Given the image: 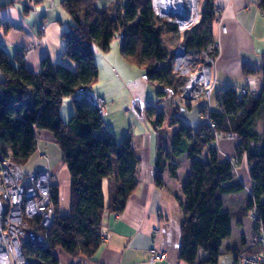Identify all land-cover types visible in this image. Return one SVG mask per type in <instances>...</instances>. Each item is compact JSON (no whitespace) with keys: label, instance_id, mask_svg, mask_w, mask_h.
I'll return each mask as SVG.
<instances>
[{"label":"trees","instance_id":"16d2710c","mask_svg":"<svg viewBox=\"0 0 264 264\" xmlns=\"http://www.w3.org/2000/svg\"><path fill=\"white\" fill-rule=\"evenodd\" d=\"M61 3L71 19L62 33V55L71 66L46 56L38 71H30L22 57L15 56L12 61L0 46V161L10 158L21 166L36 149L38 132L46 130L60 148L70 177V211L58 212V188L52 185L50 197L55 216L46 232L45 245L34 241L23 245L28 264H58L55 249L73 259H91L103 241L105 209L120 213L137 184L138 158L130 135L117 140L112 133L103 132V115L86 98L72 102L74 110L68 120L61 116L65 99L96 81L95 49L108 51L121 33L122 57L139 67L142 75L156 84L159 94L162 87L177 93L180 81L161 39L175 34L177 26L155 15L151 0H116L106 7H98L94 0ZM261 7L264 9V1ZM214 19V5L206 0L198 22L184 34L182 44L186 51L199 53L210 47V56H215ZM247 71L263 78L258 95L248 90L240 94L238 89L226 87L216 95V108L208 111L209 123L203 120L193 129L178 119L174 121L177 128L171 137L170 154H186L192 159L190 174L182 186L179 249V257L188 264H216L221 241L231 232V215L223 209L222 196L243 189L236 179L234 163L221 160L217 149L210 147L214 131L237 135L236 159L245 156L252 181L248 209L254 208L256 227H264V57L256 70L244 68ZM150 110L153 113L155 108L149 107ZM163 119L159 112L155 123H162ZM203 152L205 160L200 158ZM168 155L161 151L158 159ZM170 172L175 175V167ZM155 180L160 183L158 173ZM200 250L207 253L201 261Z\"/></svg>","mask_w":264,"mask_h":264},{"label":"crops","instance_id":"0c3cea01","mask_svg":"<svg viewBox=\"0 0 264 264\" xmlns=\"http://www.w3.org/2000/svg\"><path fill=\"white\" fill-rule=\"evenodd\" d=\"M62 0H0V46L10 60L15 56L24 59L30 71H38L43 57L53 62L71 66L62 54V33L71 23L62 6ZM98 7L112 5L116 0H94ZM264 0H211L216 8L212 34L216 42L215 56L210 63L212 109L216 108L219 90L234 87L240 91L258 95L263 87L261 74L254 71L264 57V16L261 7ZM44 24V31L40 25ZM169 51L177 42V34L162 36ZM121 42L115 38L108 51L95 52L98 68L96 81L87 90L105 101L103 132L112 133L117 140L130 135L138 158L137 184L124 209L113 213L105 209L101 232L103 241L91 259H73L61 249H55L58 264H188L179 257L181 224L183 221L182 186L191 171V161L186 154L172 156L170 141L177 128L176 119L196 128L205 119L200 115L204 105L202 98L183 99L176 95L164 100L158 88L150 80H142L143 71L131 65L118 54ZM173 47V46H172ZM128 92L121 102L119 93ZM68 102L70 99H65ZM157 103V105H155ZM149 107H154L148 111ZM73 106L63 111L66 121L73 113ZM163 113V122L155 123L157 114ZM261 131L260 124L258 125ZM36 149L21 165L25 172L45 169L52 175V185L58 188L57 210L61 214L70 211V177L61 160V151L46 130L38 132ZM217 152L221 160L236 158L238 140L219 139ZM169 154L164 158L160 153ZM206 159V153L200 156ZM164 163V164H163ZM175 167V175L170 168ZM236 179L243 184L238 192L222 196L223 209L231 215V232L222 239L216 264H236L248 254L260 252L263 247L255 239V223L248 209L249 177L245 156L234 161ZM160 183H156V174ZM107 192V182H103ZM109 203L105 198V206ZM152 253L163 257L150 262ZM207 253L198 252V260ZM207 264V263H202Z\"/></svg>","mask_w":264,"mask_h":264},{"label":"built area","instance_id":"2783aa9c","mask_svg":"<svg viewBox=\"0 0 264 264\" xmlns=\"http://www.w3.org/2000/svg\"><path fill=\"white\" fill-rule=\"evenodd\" d=\"M152 1L155 14L158 17L165 15L156 7L155 0ZM214 10L216 11L215 6ZM262 14L264 16V9ZM168 16L171 17H166V19L177 26L178 32L181 33V39L184 37V32L195 25L199 19L196 7L195 11L191 12L185 1L183 5H180L177 14ZM39 28L44 31L45 25L41 24ZM117 38L121 42L122 34L118 33ZM213 46L216 47V42ZM209 50L210 47L199 53L188 52L180 42L170 51L173 71L177 72L179 76L186 75L188 77L187 80L185 78L186 81L184 80L180 89L182 98L197 99L203 90L206 94L211 91L213 83L210 63L213 59ZM194 64L196 69H193L194 73L189 75V67ZM142 78L147 80L146 75H142ZM166 90L171 92L168 88ZM241 93L244 94L245 89ZM80 98L88 99L102 113L104 103L102 97L90 93L86 88L77 90L69 97L74 101ZM203 118L209 123L205 113ZM220 137L237 140V135L233 132L214 131V139L210 143L211 148L217 149ZM52 182V175L45 169L25 172L10 158H3L0 161V264H28L23 252V245L29 241L46 244V232L55 216V208L50 197ZM251 214L254 218V208L251 210ZM259 227L255 239L263 249L240 258L236 264H264V227L262 225ZM162 257V253H152L150 262Z\"/></svg>","mask_w":264,"mask_h":264},{"label":"rangeland","instance_id":"374dc122","mask_svg":"<svg viewBox=\"0 0 264 264\" xmlns=\"http://www.w3.org/2000/svg\"><path fill=\"white\" fill-rule=\"evenodd\" d=\"M197 1V3H196V10H197V12L198 13H200V11L202 10V8H203V6H204V0H196ZM151 4H152V10H153V12H154V5H153V1L151 0ZM156 8V7H155ZM215 11V10H214ZM154 14H155V12H154ZM156 15V14H155ZM160 17L161 18H166V17H171V16H168V15H160ZM194 26V25H193ZM175 34H177V42L175 43V44H171V46H170V49H169V51H171L174 47H176L177 45H179V43L181 42H183V39H184V37L181 39L180 38V36H181V33L180 32H178V30H177V32L175 33ZM184 34H185V32H184ZM116 38H117V36H116ZM118 39V38H117ZM173 46V47H172ZM168 51V52H169ZM118 54L119 55H121V53H120V51H118ZM122 56V55H121ZM123 58V57H122ZM126 61V60H125ZM127 62V61H126ZM128 63V62H127ZM130 64V63H129ZM193 69H196V65L194 64V65H192V66H190L189 67V75L192 73H194V70ZM175 72V71H174ZM177 73V72H176ZM178 74V73H177ZM188 75V74H187ZM186 75H183V76H180V81H179V84H178V86H177V90H178V92L177 93H174V90L172 89V88H169V87H162L161 89H160V91H161V93L159 94L160 96H161V98H165L164 100H171L173 97H175L176 95H180L181 96V93H180V89H181V86L183 85V83H184V80H185V78H186V80H187V76L185 77ZM141 79L142 80H145V79H143L142 77H141ZM185 80V81H186ZM158 88V87H157ZM170 89L171 90V92H168L166 89ZM244 89H245V93L247 92V89L246 88H241L240 89V94H243V93H241V92H243L244 91ZM121 92V91H120ZM122 94H120L119 93V97H120V100H121V102L127 97V95H128V92H126V91H123V92H121ZM168 93H171V94H168ZM244 93V94H245ZM95 95V94H94ZM200 97L199 98H202L203 100H204V105H203V107H202V109H203V111L202 112H200V115L201 116H203L204 114L203 113H205V115H207L208 114V111L210 110V109H212L211 107H212V101H211V91L209 92V94H206L205 93V91L203 90L202 92H200ZM198 98V99H199ZM184 99V98H183ZM192 100H195V99H192ZM73 100H69L68 102H63L62 103V109H63V111H66V108L68 107H70V106H73ZM207 103V104H206ZM205 104H206V106H205ZM155 105H157V103H155ZM210 106V107H209ZM209 107V108H208ZM102 115H104L105 114V101H104V103H103V108H102V113H101ZM69 119V118H68ZM67 119V120H68ZM204 119V118H203ZM102 131V130H101ZM97 134L99 133V131L98 132H96ZM228 133V132H227ZM225 139V140H229L228 138H226V137H220L219 139ZM236 139H234V140H231V141H235ZM237 140H238V137H237ZM249 193H250V191H249ZM251 212V211H250ZM253 218V217H252ZM253 220H254V223H256L255 221V218H253ZM257 228V229H256ZM259 228L260 227H256V225H255V236H256V234H257V231H259ZM254 241H257L256 239H254ZM253 254V253H252ZM248 255H250V254H248ZM248 255H246V256H248Z\"/></svg>","mask_w":264,"mask_h":264},{"label":"bare ground","instance_id":"6f19581e","mask_svg":"<svg viewBox=\"0 0 264 264\" xmlns=\"http://www.w3.org/2000/svg\"><path fill=\"white\" fill-rule=\"evenodd\" d=\"M188 3V9L193 12L195 11L196 1L194 0H155L156 7L160 10V12L164 13L165 15H174L177 14L178 10L180 9V5H183V2ZM170 54V51H169ZM235 157L229 159L234 163Z\"/></svg>","mask_w":264,"mask_h":264},{"label":"water","instance_id":"95a60500","mask_svg":"<svg viewBox=\"0 0 264 264\" xmlns=\"http://www.w3.org/2000/svg\"><path fill=\"white\" fill-rule=\"evenodd\" d=\"M95 50H96V51H98V49H97V48H96ZM75 102H76V100H75V101L73 100V103H75Z\"/></svg>","mask_w":264,"mask_h":264}]
</instances>
